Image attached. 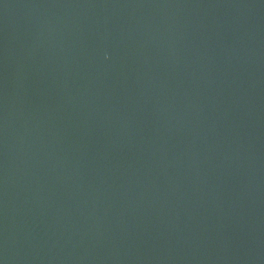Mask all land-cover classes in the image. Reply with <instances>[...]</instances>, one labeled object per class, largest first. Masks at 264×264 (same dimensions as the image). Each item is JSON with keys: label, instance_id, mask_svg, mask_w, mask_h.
I'll list each match as a JSON object with an SVG mask.
<instances>
[{"label": "water", "instance_id": "obj_1", "mask_svg": "<svg viewBox=\"0 0 264 264\" xmlns=\"http://www.w3.org/2000/svg\"><path fill=\"white\" fill-rule=\"evenodd\" d=\"M0 264H264V0H0Z\"/></svg>", "mask_w": 264, "mask_h": 264}]
</instances>
